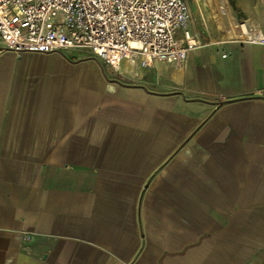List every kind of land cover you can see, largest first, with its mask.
Listing matches in <instances>:
<instances>
[{"label":"crops","instance_id":"0c3cea01","mask_svg":"<svg viewBox=\"0 0 264 264\" xmlns=\"http://www.w3.org/2000/svg\"><path fill=\"white\" fill-rule=\"evenodd\" d=\"M187 1L181 65L0 46V264H264V44Z\"/></svg>","mask_w":264,"mask_h":264},{"label":"built area","instance_id":"2783aa9c","mask_svg":"<svg viewBox=\"0 0 264 264\" xmlns=\"http://www.w3.org/2000/svg\"><path fill=\"white\" fill-rule=\"evenodd\" d=\"M189 19L187 0H0V46L17 55L87 50L115 72L124 61L181 65L202 46ZM238 33L264 44V26L242 23Z\"/></svg>","mask_w":264,"mask_h":264},{"label":"rangeland","instance_id":"374dc122","mask_svg":"<svg viewBox=\"0 0 264 264\" xmlns=\"http://www.w3.org/2000/svg\"><path fill=\"white\" fill-rule=\"evenodd\" d=\"M262 1L264 0H227L226 3H228L227 6H229L228 8H230V11L234 15L235 17L234 19H236L237 21L236 23L238 25L242 23L255 25L261 19L259 14V9L261 7ZM190 3H191L193 19L197 27H199L200 25L199 23L200 11L205 13L204 6L209 5L211 13H212V9H211L212 6L219 14L223 22V25L225 27V33L231 30L232 27L229 18L227 17V13L220 8L219 0H190ZM212 29L213 31L216 30L213 21H212ZM79 55L84 56L86 54L81 52L79 53Z\"/></svg>","mask_w":264,"mask_h":264},{"label":"bare ground","instance_id":"6f19581e","mask_svg":"<svg viewBox=\"0 0 264 264\" xmlns=\"http://www.w3.org/2000/svg\"><path fill=\"white\" fill-rule=\"evenodd\" d=\"M135 65V64H134Z\"/></svg>","mask_w":264,"mask_h":264}]
</instances>
